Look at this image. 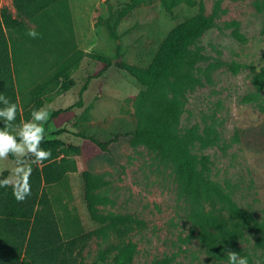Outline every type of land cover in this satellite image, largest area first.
<instances>
[{
    "label": "rangeland",
    "instance_id": "374dc122",
    "mask_svg": "<svg viewBox=\"0 0 264 264\" xmlns=\"http://www.w3.org/2000/svg\"><path fill=\"white\" fill-rule=\"evenodd\" d=\"M131 1L69 0L78 47L103 53L113 65L88 81L95 60L85 55L63 80L71 82L70 88L44 96L42 107L50 114L45 135L79 144L81 134L115 131V117L132 114L143 90L117 62L146 69L177 24L212 17V25L189 45L199 56L191 68L199 81L179 94L182 106L172 123L180 132L192 130L200 136L190 143L198 169L220 182L251 216L236 244L255 264H264V0H193L173 7L162 0L138 5ZM0 5L16 13L13 0H1ZM110 17L108 28L105 20ZM36 72L41 74L38 64L33 73L24 70L27 76ZM23 98L26 95H21V104ZM69 106L73 107L52 117L54 109ZM60 128L66 131L57 134ZM120 154L121 167L105 161L95 166L105 182L94 190L98 207L107 214L132 213L146 226L123 240L113 232L95 237L85 249L86 264H228L199 239L174 164L144 143L124 144ZM34 165L29 159L18 166L10 156L0 160V175L9 171L8 180L16 183ZM68 182L73 197L69 200L61 191L59 205L76 208L86 230L96 228L82 172H69Z\"/></svg>",
    "mask_w": 264,
    "mask_h": 264
},
{
    "label": "trees",
    "instance_id": "16d2710c",
    "mask_svg": "<svg viewBox=\"0 0 264 264\" xmlns=\"http://www.w3.org/2000/svg\"><path fill=\"white\" fill-rule=\"evenodd\" d=\"M153 1L131 2L138 5ZM162 1L170 7L193 3V0ZM13 4L15 14L8 6L0 5V93L18 105L19 122L30 119L31 111L43 106L48 92L61 93L70 88L71 82L63 84V80L80 66L85 55L95 60L88 81L101 76L113 62L103 53L78 47L69 0H13ZM110 21L111 17L105 20L108 28ZM212 23V17L202 15L177 24L146 69L117 62V66L136 78L143 90L135 99L132 114L115 117V131L106 135L81 134L79 144L45 135L41 147L50 149L52 155L32 168L28 178L31 195L18 202L12 187H0V264H86L85 249L95 237L105 238L113 232L123 240L132 231L145 227L146 221L132 213L107 214L98 207L94 194L105 183L95 173V166L105 161L121 167L120 147L140 143L157 150L174 164L179 188L191 204L193 227L208 251L218 259L228 260L226 248H229L246 256L249 264H255L236 244L251 216L220 182L198 169L190 143L200 136L192 130L180 132L172 123L182 106L179 94L199 81L191 71L199 56L190 52L189 45ZM33 27L40 33L35 39L27 35ZM110 32L116 35L114 30ZM35 64L41 68V74L25 75L26 69L34 72ZM21 95H26L24 104ZM82 103L81 99L75 105ZM73 106L54 109L52 117ZM64 131L60 128L56 133ZM71 171L82 172L87 207L91 218L99 224L96 228L86 230L76 208L58 203L61 191L69 195V200L73 197L68 182ZM8 176L9 171H4L0 180H8Z\"/></svg>",
    "mask_w": 264,
    "mask_h": 264
},
{
    "label": "clouds",
    "instance_id": "9594fccd",
    "mask_svg": "<svg viewBox=\"0 0 264 264\" xmlns=\"http://www.w3.org/2000/svg\"><path fill=\"white\" fill-rule=\"evenodd\" d=\"M27 35L33 39L40 33L29 28ZM18 105L6 95L0 93V160L14 157L16 164L23 165L31 159L39 164L48 160L52 153L50 149L41 147L45 139V127L50 114L44 107L34 108L30 119L17 122ZM26 176L18 183L7 179L0 180V187H12L13 196L18 202H24L31 195L29 177L31 170L27 169ZM228 264H249L246 256H239L234 250L226 248Z\"/></svg>",
    "mask_w": 264,
    "mask_h": 264
}]
</instances>
